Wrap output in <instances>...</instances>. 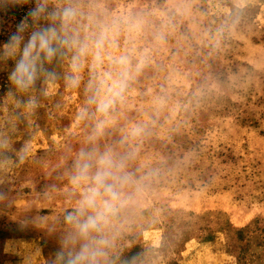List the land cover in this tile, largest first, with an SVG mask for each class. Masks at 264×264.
Returning <instances> with one entry per match:
<instances>
[{
	"label": "rangeland",
	"instance_id": "rangeland-1",
	"mask_svg": "<svg viewBox=\"0 0 264 264\" xmlns=\"http://www.w3.org/2000/svg\"><path fill=\"white\" fill-rule=\"evenodd\" d=\"M95 6L122 27L77 87L56 66L29 111L0 72V264H53L75 203L68 173L93 146L124 159L132 179L107 264H264V0ZM26 11L0 12V44ZM125 54L127 87L102 116L87 104L89 82Z\"/></svg>",
	"mask_w": 264,
	"mask_h": 264
},
{
	"label": "clouds",
	"instance_id": "clouds-1",
	"mask_svg": "<svg viewBox=\"0 0 264 264\" xmlns=\"http://www.w3.org/2000/svg\"><path fill=\"white\" fill-rule=\"evenodd\" d=\"M16 7L27 11L0 44V72L7 73V97L29 111L38 106L37 86L58 78L56 66L67 64L64 79L68 86L77 87L86 61L90 58L93 67L101 64L106 48L116 45L122 27L119 21L101 18L95 0H0V12L6 14ZM134 27L129 22L128 28ZM114 63L118 66L115 73L89 82L92 94L87 104L102 116L122 99L131 57L121 55ZM142 65L143 60L136 70ZM87 115L85 108L81 118ZM103 127L101 120L97 131ZM67 179V195L75 203L63 216L53 264H107L113 230L131 199L126 189L132 179L125 172V161L94 146L81 149Z\"/></svg>",
	"mask_w": 264,
	"mask_h": 264
}]
</instances>
